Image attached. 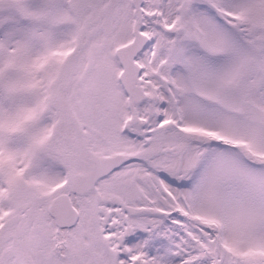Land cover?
<instances>
[{
	"label": "snow or ice",
	"instance_id": "1",
	"mask_svg": "<svg viewBox=\"0 0 264 264\" xmlns=\"http://www.w3.org/2000/svg\"><path fill=\"white\" fill-rule=\"evenodd\" d=\"M0 264H264V0H0Z\"/></svg>",
	"mask_w": 264,
	"mask_h": 264
}]
</instances>
